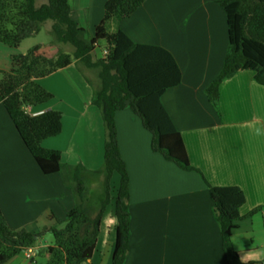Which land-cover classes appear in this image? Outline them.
Instances as JSON below:
<instances>
[{
  "label": "crops",
  "instance_id": "0c3cea01",
  "mask_svg": "<svg viewBox=\"0 0 264 264\" xmlns=\"http://www.w3.org/2000/svg\"><path fill=\"white\" fill-rule=\"evenodd\" d=\"M105 1L68 0L71 16L88 35L101 21ZM217 1L145 0L129 16L110 24L109 31L118 27L134 42L158 45L173 55L181 80L161 95V102L181 134L190 164L202 173L182 170L153 152L150 135L133 112L115 113L119 151L130 177L129 237L123 264H225L205 180L243 191L245 201L239 208L243 217L232 231V246L238 255L239 249L264 252V133L255 132L256 128L264 130V85L253 80L251 70H239L220 83L216 109L207 100L205 88L220 70L228 46L225 13ZM38 44L41 53H56L55 44ZM2 45L0 60L3 56L6 60L0 68H11V55L25 51H20V45L13 50ZM94 55L97 58L95 50ZM84 74L72 62L37 78L54 96L29 111L59 110L61 132L43 139L42 146L58 149L62 163H81L94 170L103 162L105 131L99 108L90 102L92 87L85 79L94 81L95 73L86 69ZM129 130L135 135L127 137L124 132ZM137 183L141 184L136 187ZM74 202L72 188L59 173L39 170L0 103V210L9 227L46 230L55 224L51 213L64 219ZM257 206L259 211L247 215ZM155 219L166 225L162 249L156 250L145 243ZM115 225L116 218L111 217L109 230L103 233L100 220L95 250L98 245L106 248L108 240L114 239ZM48 234L41 236L47 238L43 243L37 240L29 247L30 259L52 244ZM233 235L241 236L240 240L234 241ZM45 260L43 256L39 264ZM8 263L21 264L13 258ZM252 264H264V259Z\"/></svg>",
  "mask_w": 264,
  "mask_h": 264
},
{
  "label": "trees",
  "instance_id": "16d2710c",
  "mask_svg": "<svg viewBox=\"0 0 264 264\" xmlns=\"http://www.w3.org/2000/svg\"><path fill=\"white\" fill-rule=\"evenodd\" d=\"M145 0H106L101 21L92 35L71 16L68 0H0V43L17 48L21 41L37 33L43 22L50 20L51 44L66 43L71 53L58 50L53 56L39 51L40 44L23 54L11 55L12 67L0 68V103L13 122L21 141L43 174L59 173L65 185L72 188L75 202L65 215L46 230L31 232L9 227L0 210V264L31 247L46 232L53 237L44 249L45 264H87L95 250L100 220L111 199L110 179L116 172L115 237L110 264H123L129 237V175L119 151L115 113L129 108L150 132V148L180 169L201 171L190 164L179 130L161 102V95L181 80V72L173 55L165 48L134 42L120 28L107 30L110 21L129 16ZM225 13L227 51L217 75L205 88L207 100L216 108L220 83L239 70H251L253 80L264 85V0H218ZM99 39L106 42V54L95 57ZM72 62L81 72L92 70L94 81L91 104L99 108L105 139L102 165L94 170L83 164L61 162L58 149L45 148L43 139L61 132L62 113L45 109L32 114L27 108L43 104L53 93L37 83ZM83 67V69H82ZM85 75V74H84ZM204 179V178H203ZM205 180V179H204ZM100 184L96 195L88 184ZM208 185L213 214L220 231L225 264H241L231 242L232 231L243 216L239 213L245 201L238 186ZM261 209L253 208L247 215Z\"/></svg>",
  "mask_w": 264,
  "mask_h": 264
},
{
  "label": "rangeland",
  "instance_id": "374dc122",
  "mask_svg": "<svg viewBox=\"0 0 264 264\" xmlns=\"http://www.w3.org/2000/svg\"><path fill=\"white\" fill-rule=\"evenodd\" d=\"M113 22H115V21H110L108 23L107 30L110 29V27H111L110 24L113 23ZM50 23H51L50 20H46L45 22L42 23L41 28H40V30L37 33H35V34L23 39L21 41V43H20V46H19L20 51H25L26 52L29 47H31V46H33L35 44H38V42H40V41L41 42L42 41L43 42L48 41V43L51 44L50 40H52V36L50 34V31H49L50 30ZM55 45H56V52L58 50H63V51L71 53L72 50H73V48L69 44H66V43H55ZM2 46L5 47L7 45H2ZM105 46H106V42H105L104 39H99L97 41V45L95 46V54H96L97 57H100V52H102V50L105 48ZM7 48L13 50V48H11L9 46H7ZM14 49H16V48H14ZM5 60H6V58L3 56L1 58V60H0V62H3ZM2 69L9 70L10 68H2ZM76 69H78V71L81 74V76L84 75L83 72H81L77 66H76ZM82 69H83V67H82ZM125 109H128L130 112H132L129 108H125ZM138 120L140 121L139 118H138ZM145 132H147L150 135V138H151L150 132L147 131V130ZM124 133H126L127 137H132V136L135 135L133 130H129V131L124 132ZM122 144L125 145V140H123ZM125 165H126V163H125ZM126 168H127V165H126ZM127 172H128V169H127ZM128 175H129V172H128ZM118 181H119V175L115 172L113 174L112 178L110 179L111 199H110V202L106 205V207H105V209L103 211V214L101 216V220H102L101 229L103 230V233L107 232V230H109L108 223L111 220V217H115L114 210H113L114 209L113 197L115 195V188L117 186ZM129 181H130V177H129ZM140 184L141 183H139V184L137 183L136 187L139 186ZM88 187H89L90 193L94 192V194L97 195L100 192V184L97 183V182L89 183ZM143 217H144V214H143ZM156 222H158V219H155L153 221L152 225H151V227L153 229V231L151 232V235H148L145 238L146 245L150 244L153 247L154 250L159 249V248L162 247V244L164 242L163 236H165V227H166V225H163L162 223L161 224H157ZM111 228L113 230V226H111ZM48 235H50V237H52V234H50V232H49ZM46 239L47 238L44 239L43 237H41V238L38 239V241L43 243V241H45ZM113 240H114L113 237H112V239L108 240V244H107L106 248H102L100 245H98L96 247L94 255L91 257L90 262H88L87 264H110V256H111V248H112ZM41 253L42 254L34 255L33 259L27 258L25 256V252H21L20 254H17L15 256H13L12 258H13V260H19L21 262V264H36L37 261H38V264H39V262L41 261V258L43 259L44 250ZM6 263H7V261L5 262V264ZM11 263H8V264H11Z\"/></svg>",
  "mask_w": 264,
  "mask_h": 264
},
{
  "label": "clouds",
  "instance_id": "9594fccd",
  "mask_svg": "<svg viewBox=\"0 0 264 264\" xmlns=\"http://www.w3.org/2000/svg\"><path fill=\"white\" fill-rule=\"evenodd\" d=\"M255 132L257 135H260V134L264 133V130H262L261 128H256ZM240 237H236L235 235H233L232 238L235 241L237 239L240 240ZM245 237H247V236H245ZM239 252H240L239 260H240L241 264H252L253 261H259L261 259H264V252H253L251 250H249L248 252H243L240 249H239Z\"/></svg>",
  "mask_w": 264,
  "mask_h": 264
},
{
  "label": "built area",
  "instance_id": "2783aa9c",
  "mask_svg": "<svg viewBox=\"0 0 264 264\" xmlns=\"http://www.w3.org/2000/svg\"><path fill=\"white\" fill-rule=\"evenodd\" d=\"M106 54V50L105 49H103L102 50V55L104 56ZM27 110L29 111V108H27ZM25 256L27 257V258H31L32 257V249L31 248H26L25 250Z\"/></svg>",
  "mask_w": 264,
  "mask_h": 264
}]
</instances>
